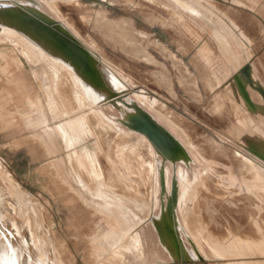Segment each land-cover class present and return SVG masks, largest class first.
I'll return each mask as SVG.
<instances>
[{
	"label": "rangeland",
	"instance_id": "rangeland-1",
	"mask_svg": "<svg viewBox=\"0 0 264 264\" xmlns=\"http://www.w3.org/2000/svg\"><path fill=\"white\" fill-rule=\"evenodd\" d=\"M183 1L192 8L176 0H54V4L98 56L124 71L136 90L180 120L192 141L213 157L219 172L236 181V187L212 188L208 198L200 202L201 212L209 216L205 222L224 246L232 244L264 255V191L252 188L249 192L241 187L254 179L250 161L264 166V91L259 85L264 87V58L261 53L258 59L251 57L253 52L264 51V13L259 11L264 9V0ZM241 9L245 15H259L248 26L240 27L236 22ZM51 17L59 20L53 14ZM212 19L233 31L236 42L231 45L240 55L242 50L246 52L255 71L247 69L244 57L234 56L227 38L211 32ZM244 30L258 39L250 42ZM59 86L51 69L10 39L0 37V244L1 239L9 241L22 252L20 264L35 259L36 236L47 244L50 261L55 248L67 264H103L100 256L110 248L107 236L115 238L131 224L116 227V233L106 228L104 196H94L89 186L98 180L110 187L119 180H130L132 186L142 167L149 169L150 157L134 137L113 138L105 155L98 144L101 136L86 130V124L79 121L84 118L78 117L88 112L85 108L62 116ZM27 107L28 113L24 110ZM103 110L114 119L120 116L115 106L107 104ZM83 147L91 150L95 160L90 156L77 158ZM183 165L191 171L196 162L190 159ZM106 187L101 188L111 190ZM111 193L114 205L128 203L132 196ZM156 195L157 207L138 229L145 252L159 258L145 262L125 259L117 264H182V254L185 264H234L239 260L205 257L176 209L168 227L179 256H171L154 224L165 214L166 194ZM204 249L208 251L205 245Z\"/></svg>",
	"mask_w": 264,
	"mask_h": 264
},
{
	"label": "bare ground",
	"instance_id": "bare-ground-1",
	"mask_svg": "<svg viewBox=\"0 0 264 264\" xmlns=\"http://www.w3.org/2000/svg\"><path fill=\"white\" fill-rule=\"evenodd\" d=\"M16 1L17 0H0V8L2 9L6 6L15 8L17 7ZM22 1L49 16H52L53 14L55 17H57L60 24L95 58L96 67L101 78L100 86L83 77L80 71L74 65L62 58V56H60V54L52 47L39 40L36 36H32L30 33L20 30L18 26L13 25L6 18L0 16V37L8 38L13 41L16 45L20 46L23 52L30 54L37 62H40L47 68L51 69L54 75L59 78L60 101L58 104L60 105V113L62 114V116H71L70 114L72 110H76L81 113L85 108L88 112L86 114L82 113L78 118L84 119H80L79 121H81L80 123L82 124H86V126L88 127L86 130H89L93 134H98L101 136L99 140L100 143L98 144H101L99 146L103 147L102 149L106 151L105 155L107 153V148L109 147L110 141L113 138H127L131 140L130 138L134 137L136 139V142L138 141L140 145L146 148L150 157V159L148 158L150 161L147 166L149 169L144 167L142 164L141 166L143 167L141 169V173H137L138 177H135L137 178V181L132 186L130 184V180H119V183H116L115 185L112 184L113 186L111 187L108 184H105L98 180V182L96 183L98 187L96 185L89 186V190L94 194V196L99 193L100 195L104 196L103 199L105 200V205L103 208L106 212H108L107 214H105V216L107 215L108 218L105 221L107 224H109V226L106 225V228H109L112 233H116L117 228H122L124 223L128 222L131 224L130 229L126 224L128 230L125 233H118L116 234L115 238H112L110 234L107 236V239L110 243V248L100 256V258H103V264H117L118 262H125V259L130 262H145L159 258V256L156 254L150 256L147 254V252H145L143 247V240L138 228L141 224H143V222L145 223V220L151 218L153 210L157 207L158 198L156 194L161 191V186L163 185L165 193L168 197L170 196L171 186L173 183H175L177 189L175 204L176 210L180 216V220L205 257L233 258L235 260L239 259L234 262V264H264V255H261L260 252H245L240 247L232 244L228 245L227 247L226 245L224 246L221 240L218 239L213 234L212 230L208 227V223L205 222V218L209 219V216L204 217L203 212H201L200 202H204L205 199L208 198L209 194L212 193V188L216 189L219 186H222L224 188H232L236 187L237 184L234 179L230 178V176L227 177L226 175H223L221 172H219V170L217 169V165L214 163L213 157L200 149L198 143L192 141L186 131L184 124L180 120H176L172 116H170L162 106L161 108L157 103L151 102L147 98L145 93H143L141 90H136L132 86L134 82L124 71L120 70L114 64L109 63L103 57L98 56L95 52L96 49L87 45L79 36L77 31L73 30L70 27L67 20H65L58 8L55 6L54 0ZM176 1L181 3L186 8H192L190 4L183 0ZM213 28H215L217 32L216 34H220L222 37L226 38V33L222 27L220 28L218 26H215ZM113 95H124L128 102L136 103L137 105H139L158 123L161 124L163 122L167 126L168 132L188 153L189 158L193 159L196 162V165L193 167V169L189 171L182 163L174 164L169 161L163 164L162 159L158 157L155 148L145 135L137 131L122 127L116 119L107 115L103 110V107L108 104ZM24 110L26 113H28L29 111L28 107ZM67 128H69V126H67ZM48 133L50 134L51 131H48ZM100 136H98V138ZM92 137H94V135ZM59 139L60 137L58 138V140ZM55 140H57V138ZM61 143L62 142H60V144ZM132 143L133 141L131 142V144ZM135 148L137 147L135 146ZM87 156H90L93 158V160H95L94 155L91 153V150L88 147H83L77 154L78 159ZM137 157H139V154ZM57 162H59L58 159ZM103 163L107 165L106 159ZM250 164L253 166L252 168L254 179L251 184L245 185V187L241 185V187L249 192H252V188H257L264 191V166L253 163L252 161H250ZM57 168L59 169L58 166ZM56 169H54L55 173L57 171ZM59 174L60 173H58V175ZM68 177L70 178L69 173ZM135 178L134 180H136ZM102 186H107L106 188L110 187L111 190H108L116 193L117 195H123L124 197H127L131 196L132 194V196L128 203H122L121 201V203L114 205L112 203L115 198L112 196V193L110 191L107 192L106 190L103 191L101 188ZM74 196L76 197V195ZM78 198L79 200H81L79 196ZM30 205L32 204L30 203ZM15 211L17 212V210ZM204 211L207 215L208 212H206V210ZM12 219L14 218L12 217ZM209 222H211V220H209ZM114 227L117 228L115 229ZM119 230L121 229H118V231ZM22 243L25 245L24 240H22ZM33 243V247L36 253L35 259L27 260L26 264H67L62 253L55 248L53 249V251H51L54 253V257L53 260L50 261V258L48 256L47 244L37 236L35 242ZM204 245L208 248V251L204 249ZM21 256L22 252H19L9 241L1 239L0 264H20ZM180 256L182 259V255ZM259 256L263 259L258 261L251 260V258H256ZM185 262H183L182 264H185Z\"/></svg>",
	"mask_w": 264,
	"mask_h": 264
},
{
	"label": "water",
	"instance_id": "water-1",
	"mask_svg": "<svg viewBox=\"0 0 264 264\" xmlns=\"http://www.w3.org/2000/svg\"><path fill=\"white\" fill-rule=\"evenodd\" d=\"M16 4L17 7L15 8L11 6L0 8V16L6 18L13 25L18 26L20 30L30 33L32 36H36L39 40L52 47L62 58L74 65L83 77L100 86L101 78L96 67L95 58L60 24L58 20L27 5L22 0H17ZM209 23L211 24L210 21ZM246 67L250 71H255L249 61ZM240 69L245 74L244 69ZM245 76L249 78L250 74ZM259 85L262 86L261 84ZM259 85L256 87L259 92H261V87L259 88ZM108 105L117 108L120 116L115 119L118 122L123 124L127 129L137 131L146 136L155 148L158 157L160 156L162 159L163 164L169 161L174 164H187L191 159L184 148L164 126L152 118L139 105L128 102L124 95H113ZM160 192L161 196L166 194L163 185L161 186ZM176 195L177 189L175 183H173L170 196L167 197V195H165V214L161 217V222L154 221L158 238L165 244L167 249L170 250L174 258L178 256V246L173 239V232L168 227V222L172 220L174 210L176 209ZM185 261L184 254H182V262Z\"/></svg>",
	"mask_w": 264,
	"mask_h": 264
},
{
	"label": "crops",
	"instance_id": "crops-1",
	"mask_svg": "<svg viewBox=\"0 0 264 264\" xmlns=\"http://www.w3.org/2000/svg\"><path fill=\"white\" fill-rule=\"evenodd\" d=\"M245 9H241V11H242V14H240V19H239V21H237L236 22V24L238 25V26H240V27H244V26H248L250 23L249 22H252L253 21V18H257V15H259V14H255V16H249L248 15V13L245 15V11H244ZM259 11H263V13H264V9L262 8H260V10ZM212 20L214 21V22H212ZM212 20H210V22H211V24H213V27H215L214 25L217 23V25L216 26H218V27H222L223 29H224V31H225V33H226V38H227V40L226 41H228L229 43H230V46H231V51L232 52H234V56L237 58V57H244L245 59H246V61L248 60L247 59V56H246V52L245 51H241L242 53H241V55L239 54V53H237V47H235L234 45H231V43L233 42V41H235L236 42V38H235V36H234V33H233V31H231L226 25H224L223 23H221L220 21H216V20H214V19H212ZM216 22V23H215ZM249 23V24H248ZM255 24L254 23H251V26H254ZM206 26L208 27V24H206ZM213 27H210L209 29L211 30V32H214V33H217L216 32V30H215V28H213ZM244 32H245V34H246V37L247 38H249V40H250V42H251V40L253 41V39H258L257 38V36L255 35V34H248L245 30H244ZM255 41H257V40H255ZM242 42L243 43H248L246 40H244V39H242ZM249 42V43H250ZM259 53H261V54H263V56H262V58H264V51H261V52H253V53H251L252 54V58H259L260 56H259ZM248 62V61H247ZM262 87V90L264 91V87L263 86H261ZM262 101H263V104H264V100H263V98H262ZM17 106H20V107H22V106H24L23 104L22 105H17Z\"/></svg>",
	"mask_w": 264,
	"mask_h": 264
}]
</instances>
